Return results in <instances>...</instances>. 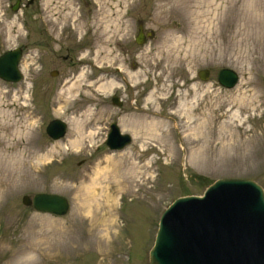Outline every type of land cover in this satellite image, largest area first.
Here are the masks:
<instances>
[{
  "label": "rangeland",
  "instance_id": "374dc122",
  "mask_svg": "<svg viewBox=\"0 0 264 264\" xmlns=\"http://www.w3.org/2000/svg\"><path fill=\"white\" fill-rule=\"evenodd\" d=\"M15 2L0 0V54L26 45L23 80L0 78V264H147L176 198L221 178L264 188V0ZM139 20L152 30L141 44ZM222 68L238 72L234 87ZM55 119L68 128L57 140ZM113 121L131 137L118 150ZM98 168L105 207L86 194ZM37 192L67 197L68 212L23 204Z\"/></svg>",
  "mask_w": 264,
  "mask_h": 264
},
{
  "label": "water",
  "instance_id": "95a60500",
  "mask_svg": "<svg viewBox=\"0 0 264 264\" xmlns=\"http://www.w3.org/2000/svg\"><path fill=\"white\" fill-rule=\"evenodd\" d=\"M17 9L16 7L14 8ZM147 35L140 28L138 44ZM22 50H9L0 56V77L18 81L22 78L19 59ZM210 70H199L202 80H208ZM218 81L234 87L239 74L232 68H222ZM119 104L117 98L114 99ZM66 122L55 119L47 127L48 134L58 139L65 135ZM131 142L112 125L108 144L122 149ZM25 205H34L41 212L66 214L69 201L53 193H37L31 199L25 195ZM148 264H264V188L250 178H221L208 186L203 196L188 195L175 200L161 216Z\"/></svg>",
  "mask_w": 264,
  "mask_h": 264
},
{
  "label": "bare ground",
  "instance_id": "6f19581e",
  "mask_svg": "<svg viewBox=\"0 0 264 264\" xmlns=\"http://www.w3.org/2000/svg\"><path fill=\"white\" fill-rule=\"evenodd\" d=\"M218 75V74H217ZM74 86H72V87H69L67 90H69L68 91V93H72L73 92V88ZM101 87H103V85L101 86ZM75 90V89H74ZM119 98V97H118ZM90 111V113H92L93 111L90 109L89 110ZM82 122V121H81ZM147 122V123H146ZM145 125H147V126H150V127H153L155 124H153V123H150V122H148V121H145V123H144V126ZM85 129H86V127H85V125L83 126L82 124H79L78 126H77V132H80V134H79V136H78V138H76L75 140H72V143H79V142H81L82 141V139H83V136H82V134H83V132H86L85 131ZM89 132L90 133H88V136L90 137V138H93L96 134H95V132H92V131H90L89 130ZM86 135H87V133H86ZM85 137V136H84ZM96 140H94L93 142H95ZM93 142H91V143H93ZM1 161L3 160L2 158H4V156L1 154ZM12 163H14L15 162V159L14 158H12ZM109 164H110V161H109ZM13 165H15V164H13ZM99 169L100 168H98V170H97V172H96V177H95V179H93V182L91 183V185L89 186V188H88V190H87V192H86V194H87V196L88 197H90V199L92 200V201H90V202H92V203H95L96 205H101V204H103L102 206L103 207H105V201H106V197H105V201H100V197H98L96 194H97V191H99V189H101L102 187L101 186H99V179L100 178H102V177H104L105 175L102 173V171H99ZM112 183H116V185H117V188L119 189V190H121L122 188L123 189H125V188H127V187H129V181H130V179H128V180H126L125 179V177L124 176H121V177H119V176H117V177H114V179L112 178ZM1 183V182H0ZM2 185V184H1ZM125 186H127V187H125ZM104 188V187H103ZM105 192H106V187H105ZM103 199V198H102ZM111 220L112 221H110L109 223L111 224L112 222H113V218L111 217Z\"/></svg>",
  "mask_w": 264,
  "mask_h": 264
},
{
  "label": "flooded vegetation",
  "instance_id": "af4514ba",
  "mask_svg": "<svg viewBox=\"0 0 264 264\" xmlns=\"http://www.w3.org/2000/svg\"><path fill=\"white\" fill-rule=\"evenodd\" d=\"M36 0H27V2H26V4L24 5L25 7H29L30 5H32L34 2H35ZM24 3H23V0H16V2L15 3H12L11 4V9L13 10L15 7L17 8V10L16 11H18L21 7H22V5H23ZM14 11V10H13ZM143 28V32H147V31H149L148 29H146L145 28V25H144V23L142 22V20H139L138 21V32H137V34L139 33V31H140V28ZM23 49L25 50L26 49V45H23ZM71 49V48H70ZM68 53H70V50H68ZM68 56L66 55V56H64L63 55V58L64 59H66ZM77 64L78 63H76V66H77ZM75 65V64H74ZM57 71V70H56ZM52 74H55V71H53V72H51ZM56 73H58V72H56Z\"/></svg>",
  "mask_w": 264,
  "mask_h": 264
}]
</instances>
